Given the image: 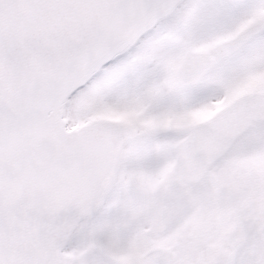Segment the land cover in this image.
<instances>
[{"label": "snow or ice", "instance_id": "obj_1", "mask_svg": "<svg viewBox=\"0 0 264 264\" xmlns=\"http://www.w3.org/2000/svg\"><path fill=\"white\" fill-rule=\"evenodd\" d=\"M264 0H0V264H264Z\"/></svg>", "mask_w": 264, "mask_h": 264}, {"label": "rangeland", "instance_id": "obj_2", "mask_svg": "<svg viewBox=\"0 0 264 264\" xmlns=\"http://www.w3.org/2000/svg\"><path fill=\"white\" fill-rule=\"evenodd\" d=\"M260 83H264V78H261V77L256 78L254 81H252L250 83L249 86H254V85L260 84Z\"/></svg>", "mask_w": 264, "mask_h": 264}]
</instances>
